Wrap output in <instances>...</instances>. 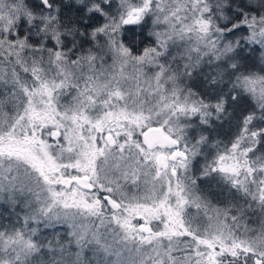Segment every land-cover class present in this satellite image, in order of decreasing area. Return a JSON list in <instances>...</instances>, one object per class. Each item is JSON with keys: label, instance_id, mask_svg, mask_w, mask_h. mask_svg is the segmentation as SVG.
<instances>
[{"label": "snow or ice", "instance_id": "snow-or-ice-1", "mask_svg": "<svg viewBox=\"0 0 264 264\" xmlns=\"http://www.w3.org/2000/svg\"><path fill=\"white\" fill-rule=\"evenodd\" d=\"M0 264H264V0H0Z\"/></svg>", "mask_w": 264, "mask_h": 264}, {"label": "trees", "instance_id": "trees-1", "mask_svg": "<svg viewBox=\"0 0 264 264\" xmlns=\"http://www.w3.org/2000/svg\"><path fill=\"white\" fill-rule=\"evenodd\" d=\"M129 27H136V26H129ZM203 160L201 161V164H203ZM213 192H214V194L215 193H218L219 192V188L216 186V185H213ZM217 197L214 195V199H216ZM219 199H223V196H220V197H218Z\"/></svg>", "mask_w": 264, "mask_h": 264}]
</instances>
